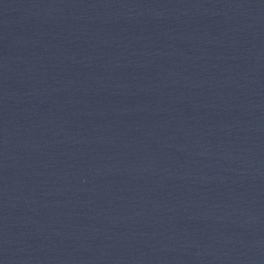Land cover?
Here are the masks:
<instances>
[{
  "label": "water",
  "instance_id": "water-1",
  "mask_svg": "<svg viewBox=\"0 0 264 264\" xmlns=\"http://www.w3.org/2000/svg\"><path fill=\"white\" fill-rule=\"evenodd\" d=\"M0 264H264V0H0Z\"/></svg>",
  "mask_w": 264,
  "mask_h": 264
}]
</instances>
